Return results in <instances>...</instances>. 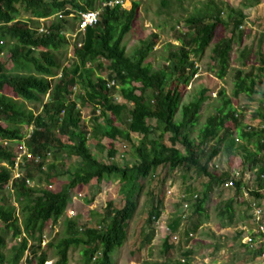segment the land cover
<instances>
[{
  "label": "trees",
  "instance_id": "16d2710c",
  "mask_svg": "<svg viewBox=\"0 0 264 264\" xmlns=\"http://www.w3.org/2000/svg\"><path fill=\"white\" fill-rule=\"evenodd\" d=\"M102 1L0 0V139L7 138L12 142L21 139L23 127L32 126L26 145L33 155L41 157L36 164L29 158L23 166L22 176L11 180L13 148L0 145V194L9 184L21 214L18 217L16 206L1 198L0 264H19L24 256L26 264H45L48 255L46 250H41L45 224L49 220L56 223L67 209L70 191H80L92 179L98 183L110 177L119 180L123 205L116 207L113 200H108L102 214L98 215V227H79L76 219H64V235L55 244L46 245L55 248L54 264H68L72 246H80L85 264H110L112 253L126 240L127 223L138 206L136 183L140 178L152 176L160 166H167L170 170L177 167L194 169L207 177L202 196L188 201L193 208L192 214L202 215L213 184L222 186L225 181H231L237 193L243 187L248 188L242 177L234 172L216 174L209 169V164L222 148L231 150L233 135H237L236 140H254L255 151L244 158L252 156V164L258 166L255 186L248 191L258 205L264 200V177H261L264 176V107L261 104L254 114L263 127L252 128L244 124L243 112H238L231 100L242 93L247 96L257 93L254 73L234 69L231 96H227L223 89L218 92L221 103L206 117L196 140L190 133L197 124L201 105L207 99L206 90L182 104L184 87L197 73L196 59L209 47L219 25L227 33L216 39L210 52L216 77L223 78L227 74L233 44L240 45L244 35L241 27L246 15L243 9L229 5L222 7L215 0H207L200 11L185 18V31L174 33L179 44H168L170 49L163 66L152 69L146 59L154 41L142 40L132 55L127 53L123 43L136 19L141 0H133L130 9L119 5L106 6L101 10L98 22L88 26L74 40L71 63L62 67L58 52L68 47L62 31L68 29L69 22L54 17L39 31V18L63 10L67 5L82 10L96 9ZM223 8L226 9V20L221 16ZM21 11L27 14L26 19L21 18ZM69 12L64 10L65 14ZM4 52L9 53V69L1 60ZM239 52V62L244 65L251 50L243 47ZM103 69L107 71L106 77L97 73ZM110 81L114 84L108 85ZM5 88L22 101L5 94ZM115 95L124 102L116 101ZM25 101L40 103L41 109L35 113L25 107ZM81 107H89V127L83 122ZM149 119L155 120L154 126ZM154 132H159L157 138H151ZM134 133L139 136L137 141H133ZM167 134L170 145L163 140ZM89 137L96 141V152L107 150L106 160L89 148ZM105 139L108 145L102 143ZM118 139L131 142L137 156L136 163L119 165L114 160L117 154L114 143ZM75 157L77 159L72 161L71 167H67L66 158ZM46 158L48 162H45ZM42 165H45L44 169ZM32 171H37L38 180L47 186L28 185L26 180H33ZM59 177L65 179L56 185ZM160 204L161 199L157 198L149 207L141 229L143 234L136 240L137 251L148 246L154 238L156 221L161 214ZM235 204L233 197L221 202L217 216L231 221ZM9 232L13 239H20L9 248L10 254L7 255L4 249ZM256 235L252 230L249 232L251 241ZM245 247L250 250L252 258L264 253V243L250 249L245 242ZM162 248L164 254L173 248L169 235L163 237ZM189 252L186 250L184 256Z\"/></svg>",
  "mask_w": 264,
  "mask_h": 264
},
{
  "label": "rangeland",
  "instance_id": "374dc122",
  "mask_svg": "<svg viewBox=\"0 0 264 264\" xmlns=\"http://www.w3.org/2000/svg\"><path fill=\"white\" fill-rule=\"evenodd\" d=\"M205 1L207 0H141L136 19L123 40L127 53L132 55L142 40L154 41L153 49L149 53L146 62L152 65V69L161 68L164 64L165 55L170 49L168 44H179L174 33L181 32V30L185 31L187 27L185 18L200 11L204 7ZM215 1L222 7L229 5L235 8H242L249 16L245 17L241 27L245 32V36L240 45L233 44L231 64L223 78L216 77V67L210 52V48L216 39L220 35L227 33L221 25L216 28L215 38L209 47L196 59L197 73L184 87L182 95V104H184L195 99L201 90H206L205 96L207 99L201 105L197 124L190 133L195 140L197 139L199 128L205 122L206 117L214 113L215 108L221 103L218 92L223 89L227 96H231L235 68H241L245 72L251 70L254 73L257 78V93L251 96L242 93L238 97H232L233 106L237 111L239 110L238 112H243V122L246 126L257 128L262 125L261 120L255 117L254 114H256L261 104L264 107V5L257 6L253 4L256 3V0ZM222 2L227 5L224 6ZM123 5L128 7L129 3L125 1ZM246 5L251 6L246 7ZM223 9L224 12L221 13V16L226 20V9ZM21 18H27V14L23 11H21ZM243 47L249 48L251 52L248 58L244 60L245 64L241 65L239 62V51ZM58 54L62 67L71 63L73 58L71 41H69L68 47L59 50ZM1 60L6 69L11 67L8 52H4L1 55ZM97 73L103 75V77L107 75L105 69L97 71ZM78 87L80 88V86ZM4 93L17 101H22L8 88L4 89ZM115 100L124 102L118 95H115ZM25 107L32 109L36 113L41 109V104L25 101ZM81 110L83 122L89 127L91 122L89 107H81ZM177 118H179V115ZM148 122L153 126L155 125L154 119H149ZM88 127L86 128L88 129ZM158 133L154 132L151 138H157L159 136ZM132 136L133 141H137L139 138L135 133ZM236 137L237 135H233L234 143L231 150L227 151L222 148L221 152L209 164V169L216 174H222L223 172H234L235 174L238 171V177H242L248 188L243 187L242 191L237 193L232 186L226 189L219 184H213L204 204L205 212L200 216L193 215V208L190 206L187 218H183V211H181L183 201H181V198L185 197L189 201L192 200L193 194H196L197 198L202 196L208 179L196 173L194 169L186 170L184 167H177L170 170L167 166L158 167L152 176L140 178L138 183H136L135 198L138 200V206L134 216L127 223L126 240L120 248L112 253L110 264H154L155 262H165L166 264H261L262 260H259V257H251V252L245 247L244 242L246 240L245 236L256 226L252 217V210L248 208V204L250 205L252 202V197L248 190H252L255 186L258 166L252 164V156L244 159L247 154L255 151V145L253 139L247 142L240 138L236 140ZM88 140L89 148L96 152V141L92 137H89ZM163 140L170 145L168 134L164 135ZM102 143L108 145L109 142L105 139ZM114 145L117 148L114 160L119 165H132L137 162V156L131 142L118 139ZM177 147L182 149L180 144H177ZM95 155L105 160L108 157L106 149L97 150ZM76 159V157L75 159L66 158L64 161L65 165L69 167L72 161ZM60 178L57 179L56 185L65 179L63 177L62 179ZM30 182L40 187L47 186V183L38 180L37 171L33 172V180ZM53 186L55 187L54 184ZM119 187V180L110 177L99 183L92 179L80 191L76 189L70 191L71 197L67 210L73 209L75 215H68V211L66 213L65 210L63 216L56 223H52L49 220L44 226L42 234L45 237L41 236V250H46L48 255L45 264H54L56 258L55 248H48L46 245L50 242L55 244L64 235V219H76L79 227L84 225L98 227V215L102 214L105 203L108 200H113L116 207L123 205L124 195ZM230 197L236 200L232 220L220 219L217 216L218 206ZM1 198L6 200L7 203L16 206V214L18 217L21 216L18 204L8 187L2 189L0 200ZM157 198L161 199V214L158 220L159 223L156 224L154 238L148 246H145L141 251H137L135 249V245L138 244L136 240L143 234L141 229L144 228L147 212L150 205L156 203ZM260 205L264 208V200L260 202ZM159 224L164 225L163 228ZM165 225L169 230H166ZM0 229H2V223H0ZM190 233H192V236L189 237ZM166 235L170 236L173 248L167 254H164L162 251V239ZM247 237L249 236L247 235ZM19 239H13L11 232L7 234L6 247L4 249L7 255L10 254L9 248ZM131 250L134 251L133 254ZM186 250H190L188 256H184ZM68 264H85L81 256L80 246H72L69 250Z\"/></svg>",
  "mask_w": 264,
  "mask_h": 264
},
{
  "label": "built area",
  "instance_id": "2783aa9c",
  "mask_svg": "<svg viewBox=\"0 0 264 264\" xmlns=\"http://www.w3.org/2000/svg\"><path fill=\"white\" fill-rule=\"evenodd\" d=\"M116 3H121L124 4L123 0H108L106 4L108 5H114ZM103 5V4H102ZM79 15V22H78V31H84V29L87 26H91L97 23V21L99 20V10H86V11H79L78 12ZM49 18H46L45 20H48ZM40 31L43 30V28L39 29ZM114 84L113 81H110L108 83V85H112ZM263 127V124L260 126ZM0 143H2L4 146H9L11 145V141L4 139V140H0ZM15 159H14V163H13V167H12V172H13V178H17L20 177L22 175V166L25 164V159L30 158L31 154L30 152H28V150L26 149V147L24 146L23 143H21V141H15ZM39 158H35L34 161L38 162ZM43 168V167H42ZM236 176H239V172L236 171L235 172ZM261 177H264L263 175H261ZM31 180L27 179L26 183L28 185H32L33 183L30 182ZM224 188H230V186H232V182L231 181H225L222 185ZM193 199L197 198L196 194L192 195ZM181 201H183L182 207L183 209L181 211L183 214V218H187L188 215V211L190 209V206L188 204V201L186 200L185 197L181 198ZM250 209L252 210V217L255 223V227L252 229L253 232H255L256 237L254 241H251V237H246V240L244 242L248 243V247L250 249H256L257 246L260 243H264V208L262 205H258L256 201H252L250 203ZM68 211V215H75V211L73 209L70 210H66V212ZM156 223H159L158 220L156 221ZM160 225V224H159ZM254 225V224H253ZM164 225H160V227L163 228ZM166 226V225H165ZM166 230H169V228L166 226ZM166 233V231H165ZM192 236V233L189 234V237ZM42 237L44 238L45 235L42 234ZM248 238V239H247ZM259 257V260L261 261V264H264V253H262Z\"/></svg>",
  "mask_w": 264,
  "mask_h": 264
},
{
  "label": "clouds",
  "instance_id": "9594fccd",
  "mask_svg": "<svg viewBox=\"0 0 264 264\" xmlns=\"http://www.w3.org/2000/svg\"><path fill=\"white\" fill-rule=\"evenodd\" d=\"M75 1H79V0H75ZM107 1L108 0H104V1H102V2H100V4L98 5V7L96 8V9H84V10H82V9H80V8H76V7H72L71 5H67V6H65L64 7V9L63 10H59V11H57V12H55V13H53V14H51V15H48V16H46V17H40L39 18V20H40V28H43V26H44V23L45 22H47L48 24L50 23V21L49 20H51L52 18H54V17H56V18H58V19H66V20H68V22H69V25H68V29H66V30H63L62 31V34H64V36L66 37V39H67V42L69 43V41H71V45H72V47H73V43H74V40L77 38V36H79V34L80 33H83V32H85V29L88 27H86L85 29H84V31H78V20H79V15H78V12L79 11H86V10H99V19H100V12H101V10L104 8V7H106V6H111V7H113V6H115V5H119L120 7H122V8H125V9H130V7L132 6V1L133 0H123L124 2L125 1H127L128 3H129V5H128V7H125L123 4H121V3H116V4H114V5H108V4H106L107 3ZM103 4V5H102ZM64 10H69L70 12L68 13V14H65L64 13ZM46 18H49L48 20H45ZM98 22V21H97ZM95 25V24H94ZM91 26H93V25H91ZM39 28V29H40ZM40 31V30H39ZM80 45V44H79ZM58 75H60V74H58ZM57 75V76H58ZM31 129H32V126H28V127H25V128H23V130H22V134H23V137L21 138V139H14V141L12 142L11 140V145H9V146H6V147H12L13 148V154H14V152H15V148H14V146H13V144H15L14 142L15 141H21V143H23L24 144V146L26 147V149L28 150V147H27V145H26V140L29 138V136H30V134H31ZM7 139V138H6ZM0 140H4V139H0ZM7 140H9V139H7ZM0 145H1V143H0ZM4 146V145H3ZM5 147V146H4ZM28 152H30L29 150H28ZM30 154H31V156H30V158L31 159H35V158H39V160H38V162H40L41 161V157L39 156V155H33L31 152H30ZM46 154H48V153H46ZM14 159H15V154H14ZM29 158H27V159H25V164H26V162H27V160H28ZM49 160L46 158L45 159V162H48ZM13 163H14V161H13ZM1 164H5L4 162H2ZM24 164V165H25ZM34 164H36V161H34ZM23 165V166H24ZM23 166L21 167L22 168V174H23V172H24V168H23ZM12 167H13V165L11 166V170H12ZM41 167H43V169L45 168V165H42ZM11 173H12V177H11V180L13 179V172L11 171ZM22 176V175H21ZM20 176V177H21ZM17 178H19V177H17ZM32 185H34V183L32 184ZM5 187H8L9 189H10V185L9 184H7ZM11 190V189H10ZM12 192V191H11ZM67 210V209H66ZM67 213V212H66ZM70 217V216H69ZM20 238V237H19ZM41 240H42V238H41ZM25 259V256H24V258L22 259V261L19 263V264H26L25 262H23V260Z\"/></svg>",
  "mask_w": 264,
  "mask_h": 264
},
{
  "label": "crops",
  "instance_id": "0c3cea01",
  "mask_svg": "<svg viewBox=\"0 0 264 264\" xmlns=\"http://www.w3.org/2000/svg\"><path fill=\"white\" fill-rule=\"evenodd\" d=\"M205 3H206V1H205ZM253 4H256L257 6L258 5H264V0H256V3H253ZM253 4H251V5H253ZM251 5H246V7H249V6H251ZM243 13L246 15V18L249 16L247 13H245V11L243 10ZM244 31V30H243ZM245 36V32H244V35H243V37ZM243 39V38H242ZM248 235H249V232H248Z\"/></svg>",
  "mask_w": 264,
  "mask_h": 264
}]
</instances>
